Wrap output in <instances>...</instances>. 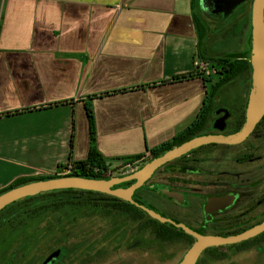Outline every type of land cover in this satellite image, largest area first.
Wrapping results in <instances>:
<instances>
[{
	"label": "crops",
	"instance_id": "0c3cea01",
	"mask_svg": "<svg viewBox=\"0 0 264 264\" xmlns=\"http://www.w3.org/2000/svg\"><path fill=\"white\" fill-rule=\"evenodd\" d=\"M195 2L0 0V191L84 162L86 105L107 169L188 128L208 90L173 80L202 57Z\"/></svg>",
	"mask_w": 264,
	"mask_h": 264
},
{
	"label": "rangeland",
	"instance_id": "374dc122",
	"mask_svg": "<svg viewBox=\"0 0 264 264\" xmlns=\"http://www.w3.org/2000/svg\"><path fill=\"white\" fill-rule=\"evenodd\" d=\"M201 0L194 3L196 17L204 29V39L201 41V58H197V65H202L205 72L196 68L197 74L209 79L208 90L212 84L218 81L217 67L211 62L212 59H238L246 52H249V40L251 38V3L248 0L240 5L228 17L217 16L209 12V7L202 9ZM204 13H201L199 11ZM250 75H244L233 79L220 89L214 96L212 105L219 113L222 107H227L233 111L240 102L239 96H244L247 103V96L250 91ZM209 147V146H208ZM215 147V146H214ZM210 152L208 159L201 161L200 165L192 162L187 166L195 170L202 169L216 171L219 169L216 155L219 148H214ZM218 147V146H216ZM180 161H174L173 165H178ZM146 164V163H145ZM144 164L132 168L122 169L120 167L107 169V176L124 177ZM213 170V171H214ZM59 171L52 178L59 177ZM179 178V174H173ZM37 178L25 180L35 181ZM151 184V183H150ZM137 191L136 197L143 207L152 203L159 206L156 200L150 196L148 186ZM58 194L56 197L42 198L38 202L52 203L55 200L64 199ZM95 200L103 199L92 196ZM34 206V205H32ZM79 209H69L66 213L55 214L50 222L42 221L37 226L30 228L26 235L18 238L13 248L6 256V259L23 257L21 264H41L55 253L65 254L58 264H179L183 256L191 246L182 241L172 244H159L148 232L139 235L138 227L142 223L131 224L119 217H103L88 207ZM176 212L182 210L176 208ZM165 213H168L166 211ZM3 214L0 216V225L3 222ZM194 243V242H193ZM192 243V244H193ZM224 253L225 257L215 259L211 253ZM24 252V253H23ZM8 261V260H7ZM197 264H264V239L258 241V245L253 247L238 248L237 246H224L216 250L206 251Z\"/></svg>",
	"mask_w": 264,
	"mask_h": 264
},
{
	"label": "flooded vegetation",
	"instance_id": "af4514ba",
	"mask_svg": "<svg viewBox=\"0 0 264 264\" xmlns=\"http://www.w3.org/2000/svg\"><path fill=\"white\" fill-rule=\"evenodd\" d=\"M245 115L246 104L244 106L238 104L234 111L222 107L219 113L212 105L207 124L200 136L235 134L242 128ZM213 147L219 148L216 155L212 154L218 160V170H195L187 166L192 162L200 165L202 160L211 156ZM174 161L156 170L145 184L146 186L151 183L148 192L159 205L150 203L147 210L172 222L165 224L185 227L202 236L233 237L264 221V115L242 143L234 146L205 145L176 160L180 161L178 165H173ZM175 173L180 177L176 178L173 175ZM117 188L128 187L119 185L113 189ZM139 190L132 196L136 205L135 201H138L136 193ZM162 191L175 192L181 196L182 202L162 195ZM176 208L182 211L176 212ZM166 211L168 213H165ZM258 237L259 240L264 239V232L256 238ZM209 249L217 248H208L201 256ZM214 252V255L224 254ZM59 254H53L56 258L47 264H58L61 261Z\"/></svg>",
	"mask_w": 264,
	"mask_h": 264
},
{
	"label": "trees",
	"instance_id": "16d2710c",
	"mask_svg": "<svg viewBox=\"0 0 264 264\" xmlns=\"http://www.w3.org/2000/svg\"><path fill=\"white\" fill-rule=\"evenodd\" d=\"M195 28L198 34V45L204 39V29L199 24V19L194 20ZM246 52L242 57L238 59H212L217 67L218 81L211 85L210 90L206 91L205 99L203 106L200 112L197 114V117L192 122V124L186 128L183 132L173 137V139L159 147H156L148 151V160L147 162L153 160L154 158L161 157L167 151L173 149L174 147H179L183 143L191 140L192 138L200 137L201 132L204 131L205 126L208 121V114H210V108L212 106L213 98L224 87L227 83L241 77L244 75L251 74V68L249 62L246 60ZM197 77L201 79L205 87L209 83V79L203 77V74H197L195 71L189 75L175 77L174 81L188 80ZM86 117L89 124V144L90 148L88 150V155L86 160L80 162H73L70 167L69 173L58 175L60 177H83V179H95L101 181H108L111 177L107 176V165L105 160L96 150V135H95V122L92 114V109L89 105H86ZM71 148H73L71 143ZM70 148V149H71ZM143 156H134L130 158L117 159L125 164H133L137 160H141ZM60 171V167H59ZM129 175V174H128ZM127 176V175H126ZM125 177V176H124ZM123 178V177H121ZM54 179L52 177H42L38 178L35 181L49 180ZM27 180V179H26ZM32 182H27L25 180L19 181L12 184L10 187H7L0 191V194L5 191H9L15 187H18L23 184H30ZM133 182L126 183L122 187H129ZM116 187V186H115ZM114 188V187H113ZM140 191V190H139ZM58 194L64 196V199L54 201L52 203H43L38 202L42 198H53ZM92 196L101 197V200H95L91 198ZM139 206L143 204L135 201ZM34 205V206H32ZM83 207H88L93 209L94 212L102 214L103 217H119L125 221L133 223H142L137 230L139 235H142L145 232H148V235L152 236L156 242L159 244H172L185 241L187 244L193 243V238L186 234L182 227L170 224H161L156 222V220L150 219L143 211L139 209L136 204H129L119 201V199L101 195L99 193L92 192H82L81 190H59L50 193H42L32 198H25L18 202L11 204L8 207H5L1 212L0 216L7 213V216L4 217L2 224L0 225V264H21L23 257H14L6 259L7 253L12 250L14 242L20 238L22 235H26L27 231L37 226L42 221L50 222L53 220V215L66 213L69 209H79ZM147 209V208H145ZM259 237L252 240L243 242L238 245L240 248H250L258 245ZM16 243V242H15ZM24 253V252H23ZM59 259H64L65 254L60 253ZM224 255V254H223ZM223 255H214L212 257L219 259ZM26 257V256H25ZM8 260V261H7Z\"/></svg>",
	"mask_w": 264,
	"mask_h": 264
},
{
	"label": "water",
	"instance_id": "95a60500",
	"mask_svg": "<svg viewBox=\"0 0 264 264\" xmlns=\"http://www.w3.org/2000/svg\"><path fill=\"white\" fill-rule=\"evenodd\" d=\"M247 0H201L200 7H209L210 13L229 17L235 9L246 3ZM251 38L249 40L250 50L246 55V60L250 64L251 78L250 91L247 96L245 121L239 132L227 136L204 135L183 143L179 147L164 153L161 157L154 158L147 162L142 168H138L131 174L120 178L113 177L108 181L95 179H83V177H60L49 180H41L30 184H23L9 191L0 194V212L11 204L23 199L32 198L42 193H50L59 190H81L82 192L99 193L101 195L119 199V201L135 204L132 196L136 190L141 189L150 180L152 174L167 165L178 160L188 152L197 150L205 145H238L242 143L250 133L253 132L257 123L264 115V0H253L251 3ZM134 183L126 189H113L126 183ZM162 195L182 202L180 195L175 192L162 191ZM138 206V204H137ZM139 209L144 211L152 219L161 224L172 223L170 220L161 218L156 213L151 212L142 206ZM184 232L194 239L183 259L179 264H196L201 254L208 248H218L222 246H233L250 241L264 232V221L233 237L202 236L182 227ZM56 256L52 255L44 264H47Z\"/></svg>",
	"mask_w": 264,
	"mask_h": 264
},
{
	"label": "built area",
	"instance_id": "2783aa9c",
	"mask_svg": "<svg viewBox=\"0 0 264 264\" xmlns=\"http://www.w3.org/2000/svg\"><path fill=\"white\" fill-rule=\"evenodd\" d=\"M195 67L196 68H200L202 70V72H205L204 67L202 65H200V66L197 65V62H195ZM202 74H204V73H202ZM147 160H148V157L147 158H142L141 160H137L133 164H126V166L122 167L121 170L125 169V168L136 167V166L141 165V164L145 165V163H147ZM69 171H70V168L66 169L65 172H64V170H62L61 173L65 175L66 173H69Z\"/></svg>",
	"mask_w": 264,
	"mask_h": 264
}]
</instances>
